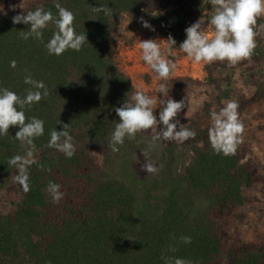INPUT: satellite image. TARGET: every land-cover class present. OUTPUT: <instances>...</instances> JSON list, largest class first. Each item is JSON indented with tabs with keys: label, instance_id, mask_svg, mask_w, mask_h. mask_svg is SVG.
<instances>
[{
	"label": "trees",
	"instance_id": "obj_1",
	"mask_svg": "<svg viewBox=\"0 0 264 264\" xmlns=\"http://www.w3.org/2000/svg\"><path fill=\"white\" fill-rule=\"evenodd\" d=\"M57 3L73 12L75 31L86 34L88 42L79 52L48 54L45 45L57 31L54 23L43 30V43L21 39L20 32L30 25L13 23L14 16L39 7L58 18ZM93 7L108 8L110 14ZM202 10V0H45L0 14V88L23 98L32 87L24 83L30 74L48 90L40 102L22 109L26 122L33 117L44 121V134L34 140L37 163L28 170L30 191L25 193L17 182L18 208L0 215V264H167L169 257L173 264L175 258L191 264H264V245L230 241L226 221L247 201L243 187L258 181L245 145L239 144L235 155L217 154L210 146L209 127L187 125L196 132L194 138L182 144L161 139L150 150L149 159L159 169L154 174L142 170L150 130L125 138L118 152L110 146L119 122L115 109L137 91L115 62L117 21L125 13L153 14L158 30L180 50L185 29L200 21ZM206 26L201 22L202 31ZM254 31L257 47L251 60L262 64L260 16ZM244 65L216 61L208 66L222 98L231 94L223 87L230 82L228 72ZM65 124L76 147L72 158L48 146L51 131H62ZM17 131L10 126L0 136V192L18 174L9 160L28 148L15 138ZM94 148L102 163L92 154ZM50 181L64 193L58 204L46 191ZM181 236H190L191 243H183Z\"/></svg>",
	"mask_w": 264,
	"mask_h": 264
},
{
	"label": "clouds",
	"instance_id": "obj_2",
	"mask_svg": "<svg viewBox=\"0 0 264 264\" xmlns=\"http://www.w3.org/2000/svg\"><path fill=\"white\" fill-rule=\"evenodd\" d=\"M210 3L214 7V14L210 19L214 33L209 36L201 30V21L195 22L185 29L186 39L180 44L179 49L195 63L211 64L216 61H226L229 66H235L241 61L250 60L257 47L255 40L257 33L254 31V26L257 24V18L264 14V0H210ZM55 7L58 10V18L54 17L50 10L45 11L42 7L28 11L26 15L14 16V24L30 25L27 31L20 32V38L28 40L31 37L43 43V30L49 23H54L57 31L45 45L48 54L60 56L68 50L79 52L87 41L86 34H78L75 31V16L72 11L59 3L55 4ZM14 8L15 6L13 10ZM93 10L110 14V9L105 7H93ZM143 26L151 27L147 22H144ZM167 40L169 44L166 49H162L161 45L152 39L140 41L139 45L142 60L156 74V78L162 81H168L177 68V65L167 58L175 55L173 47L176 41L172 37ZM16 64L15 60L10 62L13 68ZM24 83L32 87L27 90L23 98L7 88H0V136H6L10 126L18 127L19 131L16 132L15 138L28 146L25 155H15L8 162L17 169L15 180L27 193L30 191L28 170L31 165L37 163L34 157L36 150L34 140L43 136L44 121L33 117L26 122V115L22 109L40 102L48 95V90L42 81L32 79L30 74L25 76ZM157 91L165 98L157 99L138 89L129 101H125L123 106L115 109L119 122L116 123L110 140L112 151L118 152L117 146L123 145L125 138L132 140L138 133H148L150 130L153 133L151 141L148 148L142 152L145 158L142 170L149 174L159 171L149 159L150 150L156 146L157 141L163 139L182 144L196 136L194 130L185 128L175 120L185 106L184 101L176 102L168 98L169 89L164 83L159 85ZM158 106L161 110L157 119L155 110ZM238 107L237 102L229 100L218 112L210 113L208 139L211 148L217 154L235 155L238 145L243 142L245 127L239 118ZM158 127L159 132H157ZM48 146L63 153L67 158L74 156L76 147L67 124L63 125L62 131L55 129L51 131ZM40 167L43 169V165ZM60 189L61 185L49 182L46 191L51 195L53 203L58 204L62 200L64 193ZM180 240L185 244L191 243L190 236H181ZM175 250L171 249V251ZM166 259L167 264H173V258ZM174 264H191V261L175 258Z\"/></svg>",
	"mask_w": 264,
	"mask_h": 264
},
{
	"label": "rangeland",
	"instance_id": "obj_3",
	"mask_svg": "<svg viewBox=\"0 0 264 264\" xmlns=\"http://www.w3.org/2000/svg\"><path fill=\"white\" fill-rule=\"evenodd\" d=\"M44 2L45 0H0V14L20 12L31 4L41 5ZM202 3L200 21L207 25L204 32L211 36L214 28L210 19L214 14V7L210 0H202ZM260 17L264 20V14ZM153 18V14L125 13L117 21L114 28L116 65L131 79L137 90H143L149 96L164 99L163 94L157 90L161 83L166 84L169 89L168 98L176 102L184 101L185 106L175 118L184 127L194 123L200 128L210 127L212 111L218 112L229 100L237 102L239 118L245 127L243 142L240 144L246 146L247 157L256 165L258 181L253 186L243 187L247 201L227 216L228 232L230 241L241 238L264 245V62L255 64L251 59L245 60L244 66L228 72L231 79L223 87L230 89L229 98H222L216 83L209 77L210 64L195 63L181 50L173 49L175 55L167 57L177 65L175 73L168 81L158 80L142 60L139 47L140 41L149 39L156 40L162 49H166L169 44ZM144 22L151 27L145 28ZM215 73L222 77L225 75L224 71L218 72V69ZM160 110V106L155 110L157 119ZM92 154L102 163V155L96 148ZM20 199L21 192L14 178L0 192V215L14 212Z\"/></svg>",
	"mask_w": 264,
	"mask_h": 264
}]
</instances>
